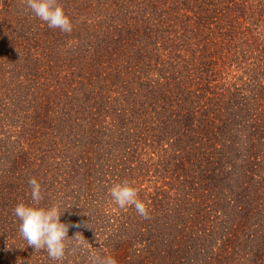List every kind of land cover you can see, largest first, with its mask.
Segmentation results:
<instances>
[{
  "label": "trees",
  "instance_id": "1",
  "mask_svg": "<svg viewBox=\"0 0 264 264\" xmlns=\"http://www.w3.org/2000/svg\"><path fill=\"white\" fill-rule=\"evenodd\" d=\"M56 2L71 32L0 0V264H264V0ZM33 177L62 262L19 235Z\"/></svg>",
  "mask_w": 264,
  "mask_h": 264
},
{
  "label": "clouds",
  "instance_id": "2",
  "mask_svg": "<svg viewBox=\"0 0 264 264\" xmlns=\"http://www.w3.org/2000/svg\"><path fill=\"white\" fill-rule=\"evenodd\" d=\"M28 7L42 22L50 28H58L63 32H71L73 25L64 8L56 0H27ZM31 188V199L33 204L18 203L14 209V215L18 219V231L23 240L34 250H46L48 256L57 262H62L66 255L74 254L82 242L77 241L69 247L68 231L70 227H78L62 222L61 217L67 208L61 211L59 205L49 207L39 206L43 199L41 184L36 178L28 181ZM110 195L119 208L129 205L135 207L138 214L148 217L147 205L138 199L137 190L129 182L113 185ZM83 243H88L83 241ZM90 264H117L114 257L110 255H91Z\"/></svg>",
  "mask_w": 264,
  "mask_h": 264
}]
</instances>
